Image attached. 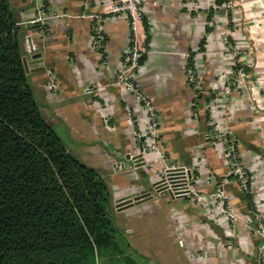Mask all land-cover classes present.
<instances>
[{
	"label": "crops",
	"instance_id": "0c3cea01",
	"mask_svg": "<svg viewBox=\"0 0 264 264\" xmlns=\"http://www.w3.org/2000/svg\"><path fill=\"white\" fill-rule=\"evenodd\" d=\"M10 1L20 20L36 14L35 0ZM87 1L92 0H38V3L51 10L81 12ZM247 1L240 5L247 6ZM258 1L264 7V0ZM204 2L206 13L202 20L196 21L182 0H152L139 27L138 39L147 52L136 78L159 110L163 125L161 146L165 154L181 164L194 166L198 175L195 187L209 194L224 178L226 166L220 153L204 137L208 128L205 111L198 107V117L193 115V93L185 76L184 53L210 44V51L200 64L207 86L225 85V69L229 63L222 51V26L205 24L213 9L211 0ZM255 5L259 6L258 2ZM241 16L236 15L234 19L241 25L237 29V42L249 48L248 40H255L257 43L252 42L263 55L264 47H260V43H264L263 14L259 13L255 19L252 18L255 15H251L252 19L244 15L247 21H241ZM242 23L249 24L250 32ZM105 30L106 49L101 56L91 47L86 19L72 20L69 25L53 22L46 29L39 25L22 26L28 73L46 103L45 114L68 128L71 136L83 144L87 161L99 165V173L106 181L110 180L113 185L111 189L108 184L113 194L110 214L113 207L118 215L125 214L123 228L136 239L135 244H150L151 256L146 259H155L154 253L159 252L156 260L161 259V264H252L259 239L246 227L245 220L251 217L249 202L235 181L227 184L226 189L235 201L241 220L231 229L216 218V213L207 211L192 199H174L163 192H154L153 182L163 162L154 160L152 166L141 165L133 172H116L115 165L127 161L141 146L135 137L134 125L129 124V115L133 114L141 129L146 128L147 116L133 95L122 93L113 85L121 55L130 41L129 23L123 17H111L106 20ZM38 52L43 62H34L32 54ZM262 55L249 61L250 68L256 72L255 80L260 82L259 88L264 87ZM52 77L58 82L57 91L49 88ZM95 83L104 86L103 92L98 94L93 90ZM260 93L259 113L248 109L241 92L231 95L226 102L224 122L242 147L243 160L253 177L252 198L264 201V161L258 163L264 155V93ZM199 147L206 150L202 163L197 160ZM199 163L201 166L197 165ZM116 178L118 184L114 183ZM119 186L123 188L116 190ZM148 192L151 197L145 200L131 201L120 208L115 204L118 195L136 197ZM115 225L119 229L117 221ZM130 241L133 248L134 240ZM224 241L232 244L222 246Z\"/></svg>",
	"mask_w": 264,
	"mask_h": 264
},
{
	"label": "trees",
	"instance_id": "16d2710c",
	"mask_svg": "<svg viewBox=\"0 0 264 264\" xmlns=\"http://www.w3.org/2000/svg\"><path fill=\"white\" fill-rule=\"evenodd\" d=\"M20 21L11 1L0 0V264L123 256L111 189L83 144L45 114L23 64Z\"/></svg>",
	"mask_w": 264,
	"mask_h": 264
},
{
	"label": "built area",
	"instance_id": "2783aa9c",
	"mask_svg": "<svg viewBox=\"0 0 264 264\" xmlns=\"http://www.w3.org/2000/svg\"><path fill=\"white\" fill-rule=\"evenodd\" d=\"M196 21L203 19L206 13L205 0H182ZM36 2V14L21 20V26L38 24L46 29L50 23L64 22L69 25L72 20L86 19L89 21L91 33V47L93 51L104 56L106 49L105 23L111 17H123L130 26V41L125 47L118 66L113 85L122 93L133 95L141 104L146 116V128L141 129L135 117L129 115V124L135 127V137L140 143V149L132 153L127 161L115 165L119 171H129L139 168L141 165L152 166L154 160L163 162L161 172L153 182V191L168 193L172 198H189L207 211L216 213V218L225 223L231 229L236 228L240 219L235 209V204L228 193L227 184L235 181L240 193L250 195L252 208L251 217L246 219V227L259 239L257 254L252 264H264V201L252 198V175L243 160L242 147L238 138L232 134L224 122L227 99L241 92L245 97V105L253 113H259L262 108V95L259 88L260 82L256 79V72L250 68V59L255 54L253 48L239 47L236 43L238 30L232 20V8L240 5L244 0H211L213 12L207 26L219 23L222 26L223 47L222 51L229 63L225 69V85L207 86L204 83L200 71V64L210 51V44L196 51H187L185 58V76L193 93V115L198 117V107H202L207 116L208 128L204 137L208 143L221 155L226 166L224 178L212 193H203L195 187L198 175L193 172L194 167L181 164L173 158H168L161 146L163 125L159 110L153 99L138 83L136 72L141 66V61L147 49L138 39L139 27L143 23L146 8L152 0H92L87 1L83 11L73 12L69 10H51L43 4ZM220 2V3H218ZM263 4V3H262ZM263 6V5H262ZM264 8V7H263ZM257 53H258V48ZM58 82L52 77L49 88L58 90ZM96 93L103 92L104 86L95 83L92 86ZM206 158V150L199 147L197 160L201 163ZM264 161V155L258 159V163ZM201 163L197 164L201 166ZM135 197L118 195L115 204L118 208L125 206ZM232 243L224 241L222 246Z\"/></svg>",
	"mask_w": 264,
	"mask_h": 264
},
{
	"label": "rangeland",
	"instance_id": "374dc122",
	"mask_svg": "<svg viewBox=\"0 0 264 264\" xmlns=\"http://www.w3.org/2000/svg\"><path fill=\"white\" fill-rule=\"evenodd\" d=\"M247 6H244V5H235L233 8H232V20H234L236 18V15H238V17L241 16V13H242V20H246L249 18V19H255L256 16L259 14V13H262L263 16H264V8L261 4H259V1L258 0H248L247 1ZM258 2V5L259 6H256L255 3ZM239 6V7H238ZM258 7V8H257ZM241 11V12H240ZM247 13V14H246ZM244 15H248V18H244ZM251 15H255V17H252L251 18ZM236 26V29H240L241 25H237V22H233ZM247 27L248 31L250 32V29H249V24H243L242 23V27ZM248 31H245V33H248ZM252 36V35H251ZM237 37H238V34L235 38L236 40V43L239 47H247L246 45L244 46H241L238 42H237ZM254 41L255 43H257L255 40H252ZM251 40H248L249 42V48H253L254 49V52L255 54L252 55V57L254 56H257V55H262L260 52L261 51H258L257 53V49L256 47H259L257 44H255L254 42H252ZM264 47V43L263 45L260 43V47ZM263 52V50H262ZM262 60L264 61V52H263V55H262ZM96 167L99 166V165H95ZM194 167V166H193ZM116 172H118V169L116 168ZM124 172H133V170H129V171H124ZM161 172V168L160 170L158 171V174ZM193 172L194 174L197 173V171L195 170V167L193 169ZM123 173V172H121ZM116 182L114 181V183H119V180L118 178H116ZM110 188L112 189L113 185L111 186V183H110V180L108 179L107 180ZM154 184V183H153ZM120 187V188H119ZM118 188L119 189H116V190H120L122 189L123 187L122 186H119ZM153 188V187H152ZM115 190V189H114ZM165 194H168V193H165ZM169 195V194H168ZM232 198V197H231ZM233 200V199H232ZM234 204H235V201L233 200ZM264 207V206H263ZM203 208V207H202ZM111 216L112 218L114 219V221L116 222L117 221V224L119 225V229H118V239L120 240L121 244H122V247L124 249V253H123V256H118L116 255L115 258H110L108 255L107 256H102L100 258H98L97 260V264H161V259L159 260H156V258L158 257V253H154L155 255L154 258L155 259H146V256H151V254L148 252L149 249L151 246L149 243L147 242H143V243H136V239H134V237L132 238L130 236L131 233H129L128 229H124L123 228V224H124V221H125V214L124 215H121V214H117L115 213L114 211V207H113V210H111ZM117 217V218H116ZM237 226V224H236ZM135 235V233H134ZM131 237V238H130ZM130 239H133V248L130 247L129 243L128 242H131ZM141 238H139V236L137 237V240H140ZM160 257V255H159Z\"/></svg>",
	"mask_w": 264,
	"mask_h": 264
},
{
	"label": "water",
	"instance_id": "95a60500",
	"mask_svg": "<svg viewBox=\"0 0 264 264\" xmlns=\"http://www.w3.org/2000/svg\"><path fill=\"white\" fill-rule=\"evenodd\" d=\"M29 26H38V24H31ZM32 57L35 60L34 62H36V63L43 62L42 55L39 52L32 54ZM23 64H24L26 72H28L29 71V61L27 60L26 56L23 57ZM149 197H151V192L142 193V194L137 195L135 197V201L139 202V201L145 200L146 198H149Z\"/></svg>",
	"mask_w": 264,
	"mask_h": 264
}]
</instances>
